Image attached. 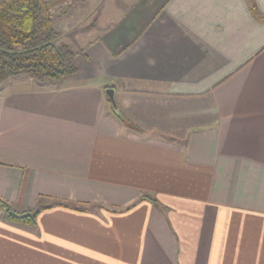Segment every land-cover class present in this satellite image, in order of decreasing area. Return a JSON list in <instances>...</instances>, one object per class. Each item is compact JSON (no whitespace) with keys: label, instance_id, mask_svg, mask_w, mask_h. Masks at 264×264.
Segmentation results:
<instances>
[{"label":"crops","instance_id":"1","mask_svg":"<svg viewBox=\"0 0 264 264\" xmlns=\"http://www.w3.org/2000/svg\"><path fill=\"white\" fill-rule=\"evenodd\" d=\"M94 4L79 73L0 83V198L88 210L0 215V264H264V0Z\"/></svg>","mask_w":264,"mask_h":264},{"label":"trees","instance_id":"2","mask_svg":"<svg viewBox=\"0 0 264 264\" xmlns=\"http://www.w3.org/2000/svg\"><path fill=\"white\" fill-rule=\"evenodd\" d=\"M77 1L0 0V83L21 75L45 82L63 80L79 73L80 68L74 61L76 47L64 40L71 30L59 32L54 26L56 17L68 13ZM144 198L153 201L150 197ZM54 206L88 210L83 204L57 200L49 206L17 212L0 198L3 217L25 224L36 223L42 209ZM11 211L26 214V217H13Z\"/></svg>","mask_w":264,"mask_h":264},{"label":"rangeland","instance_id":"3","mask_svg":"<svg viewBox=\"0 0 264 264\" xmlns=\"http://www.w3.org/2000/svg\"><path fill=\"white\" fill-rule=\"evenodd\" d=\"M94 2H95V0H78L76 3H74L73 6L70 7V10L68 11V13H66L65 15H63L61 17H56V19L54 21V26L56 27V29H58L59 32H65V31L71 30L69 33H67L64 36V40L71 42L72 44H75V45L78 44L80 39L79 38L77 39V36H76V34H77L76 31H78L77 26L79 25V23H80V25H82L81 22L84 21L86 16L89 15V11L95 7ZM86 19H88V18H86ZM28 76H30V75H28ZM14 78L11 77V80H15ZM9 80H10V78H9ZM10 82H15V81L3 82L2 83L3 88L9 87L10 85H13ZM14 85H15V83H14ZM95 209L100 211L102 208L96 206L94 208V210ZM3 214L4 213L1 210L0 215H3ZM13 221L17 222V223H23V222L17 221V220H13Z\"/></svg>","mask_w":264,"mask_h":264},{"label":"water","instance_id":"4","mask_svg":"<svg viewBox=\"0 0 264 264\" xmlns=\"http://www.w3.org/2000/svg\"><path fill=\"white\" fill-rule=\"evenodd\" d=\"M107 94H108L109 100L111 101V103L113 105L114 112L117 115H119L120 117H122L121 114L118 111V105H117V102H116V99H115V90L113 88H109V89H107ZM10 214L13 217H16V218H24V217H26V214H19V213L14 212V211H11Z\"/></svg>","mask_w":264,"mask_h":264}]
</instances>
